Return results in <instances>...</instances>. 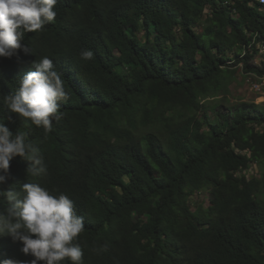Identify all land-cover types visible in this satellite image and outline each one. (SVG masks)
I'll return each mask as SVG.
<instances>
[{"label": "trees", "instance_id": "obj_1", "mask_svg": "<svg viewBox=\"0 0 264 264\" xmlns=\"http://www.w3.org/2000/svg\"><path fill=\"white\" fill-rule=\"evenodd\" d=\"M262 6L0 0V264H264Z\"/></svg>", "mask_w": 264, "mask_h": 264}, {"label": "rangeland", "instance_id": "obj_2", "mask_svg": "<svg viewBox=\"0 0 264 264\" xmlns=\"http://www.w3.org/2000/svg\"><path fill=\"white\" fill-rule=\"evenodd\" d=\"M140 37L144 39V33H139ZM233 55V52L231 53ZM261 59H264V54L255 60V63ZM235 68V67H234ZM258 78L251 74H247L242 69V66L235 68V73L233 74L229 86H228V93L227 98L226 96L219 97L218 100H223V106L225 107V111H228V106L231 104L236 103L240 100H248V101H255L257 104H264V92L258 93L253 89V83L257 82ZM241 176H246L247 179H252L254 177L260 178L262 174V169L260 164L251 163L250 166L238 173ZM261 198L264 199V192L261 193ZM191 202L194 204L193 208L196 209V206L202 202L205 205L209 204V194L208 192H201L197 193L191 197Z\"/></svg>", "mask_w": 264, "mask_h": 264}, {"label": "built area", "instance_id": "obj_3", "mask_svg": "<svg viewBox=\"0 0 264 264\" xmlns=\"http://www.w3.org/2000/svg\"><path fill=\"white\" fill-rule=\"evenodd\" d=\"M257 1H260L262 4H263V6H262V9L264 10V0H257ZM256 47H257V49L259 50V52L258 53H256V56H255V59H254V63H255V60L258 58L259 59V57H261L263 54H264V41H260V42H258L257 43V45H256ZM244 54H246V51L243 53V55ZM264 59H261L260 58V60L259 61H257V63L256 64H260L262 61H263ZM251 75H253V76H256L257 78H258V81L257 82H254L252 85H253V89L255 90V91H257L258 93H263L264 92V76H258V75H255V74H253V73H250ZM260 128V127H259ZM258 128V129H259ZM247 169V168H246ZM246 169H244V170H246ZM243 170V171H244ZM238 173H241V171L240 172H238Z\"/></svg>", "mask_w": 264, "mask_h": 264}]
</instances>
